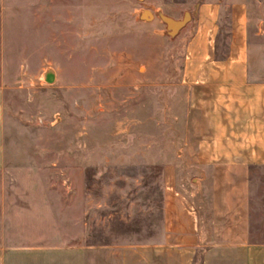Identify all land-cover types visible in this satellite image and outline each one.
<instances>
[{
	"label": "rangeland",
	"instance_id": "1",
	"mask_svg": "<svg viewBox=\"0 0 264 264\" xmlns=\"http://www.w3.org/2000/svg\"><path fill=\"white\" fill-rule=\"evenodd\" d=\"M197 1L84 0L78 27L53 18L35 35L30 22H17V43L43 50L7 73L0 237L16 228L10 207L37 211L43 200L56 232L50 224L14 230L86 246L132 244L161 231L169 188L192 203V165L178 158L192 156L181 76ZM142 9L153 17L141 19ZM185 14V25L168 26ZM256 172L264 177V167ZM263 200L252 213V234L262 241ZM35 215L21 213V225Z\"/></svg>",
	"mask_w": 264,
	"mask_h": 264
},
{
	"label": "crops",
	"instance_id": "2",
	"mask_svg": "<svg viewBox=\"0 0 264 264\" xmlns=\"http://www.w3.org/2000/svg\"><path fill=\"white\" fill-rule=\"evenodd\" d=\"M84 10V0H0V169L8 70L28 67L29 55L43 50L17 43V22H30L35 35L53 18L78 27ZM195 15L181 76L192 156L178 158L192 165V203L169 188L161 231L116 246L56 237L53 211L43 200L37 211L14 205L7 215L16 228L0 237V264H264V241L252 234V213L264 197V177L256 172L264 167V0H198ZM21 213L36 215L22 226ZM47 224L55 230L47 237L44 230H14Z\"/></svg>",
	"mask_w": 264,
	"mask_h": 264
},
{
	"label": "water",
	"instance_id": "3",
	"mask_svg": "<svg viewBox=\"0 0 264 264\" xmlns=\"http://www.w3.org/2000/svg\"><path fill=\"white\" fill-rule=\"evenodd\" d=\"M138 15L143 20H149L150 18L153 17L152 12L150 10H148V9L140 10L138 12ZM188 18H189L188 14H185L182 20L175 21V20L167 19V23H168V26H170L171 28H173L175 30V29H178V28L182 27L183 25H185L186 22L188 21ZM46 78H47V81L50 82L52 76L50 74H47Z\"/></svg>",
	"mask_w": 264,
	"mask_h": 264
}]
</instances>
